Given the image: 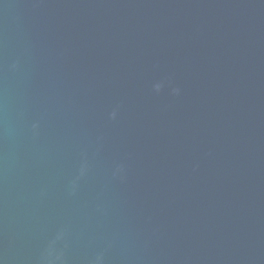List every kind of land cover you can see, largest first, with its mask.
<instances>
[{
  "label": "water",
  "instance_id": "95a60500",
  "mask_svg": "<svg viewBox=\"0 0 264 264\" xmlns=\"http://www.w3.org/2000/svg\"><path fill=\"white\" fill-rule=\"evenodd\" d=\"M0 264H264V0H0Z\"/></svg>",
  "mask_w": 264,
  "mask_h": 264
}]
</instances>
